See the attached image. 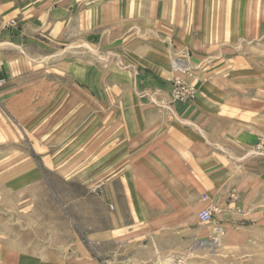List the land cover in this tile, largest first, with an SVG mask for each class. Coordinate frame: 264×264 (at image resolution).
<instances>
[{
    "label": "rangeland",
    "instance_id": "374dc122",
    "mask_svg": "<svg viewBox=\"0 0 264 264\" xmlns=\"http://www.w3.org/2000/svg\"><path fill=\"white\" fill-rule=\"evenodd\" d=\"M2 1L0 19L12 17L13 6ZM239 3L227 35L204 37L200 28L194 47L161 36L154 23L119 37L95 31L88 41L80 33L55 52L0 59V264H40L39 253L53 249L73 255L57 264H264V0ZM157 40L162 49L145 46ZM60 92L58 107L39 100ZM124 109L138 111L128 123L189 127L219 159L218 171H229L222 194L214 184L200 193L192 167L184 184L189 214L176 213L173 222L154 213L170 229L119 231L109 177L86 176L89 158L73 154L102 131L97 114ZM200 174L206 177L204 168ZM200 201L208 222L196 211ZM109 220L117 228L111 240L102 234ZM82 254L89 261L75 260Z\"/></svg>",
    "mask_w": 264,
    "mask_h": 264
},
{
    "label": "crops",
    "instance_id": "0c3cea01",
    "mask_svg": "<svg viewBox=\"0 0 264 264\" xmlns=\"http://www.w3.org/2000/svg\"><path fill=\"white\" fill-rule=\"evenodd\" d=\"M2 3L13 6L14 13L12 17L0 19V59L4 63L18 61V55L21 54L55 52L57 48H62L65 38L78 37L80 33L88 41L95 37V31L108 30L109 36L119 37L125 31L144 30L153 27L154 23L161 26L158 31H165L167 38L172 36L177 43L194 47L200 36L197 31H201L200 28L207 31L204 32V37H219V33L227 35L232 22L239 19L240 5L239 0H5ZM249 10L250 3L247 5V11ZM191 23H196L193 26L196 29L194 33ZM140 43L138 42L143 45ZM161 45L164 44L158 40L145 44L146 47L156 46L158 49H162ZM197 52L200 53L201 49ZM123 98L121 95L118 100L122 102ZM39 100L48 102V106L58 107V103L63 102L64 98L60 92L40 94ZM135 112L138 111L124 109L106 110L102 115L97 114L96 116L104 118L100 127L102 131L96 136L91 134L94 140L92 143L88 141L90 137L87 138V132L88 144H85V148L80 144L78 152L73 156L78 159L89 158L86 176L92 174L109 177L108 193L113 198L111 205L115 210L119 231L170 229V223L166 227L159 225L164 216L153 218L154 213L166 214V218L174 222L176 213L191 212V195L189 188L184 190V184L192 167H198L197 181L199 178L202 181L200 193L214 184L216 188L220 186L222 194L230 180L229 171L226 176L218 171L217 163L214 162L219 159L208 155V148L204 143L195 142L198 136L189 127L166 124L162 120L155 121V129L152 120V126L147 122L146 126L141 120H131L128 123L127 119L132 116L138 118L134 115ZM89 114L93 117L95 115L93 111L86 113L87 116ZM146 114L154 117L151 113ZM87 127L88 131L90 128L94 129V121L88 122ZM112 129L117 130L114 135ZM125 129L128 131L125 132ZM80 133L82 132L77 136ZM202 168L206 171L204 179L200 174ZM161 179L168 181L166 183L172 180V184H167L164 189L159 184ZM145 182L154 184L146 186ZM223 196L225 199V195ZM203 204L200 201L196 205V211L202 210ZM150 214L152 218L149 217ZM113 224L115 225L114 222ZM115 227L111 226L109 220L102 233L105 239L113 238L117 230ZM11 252L8 247L7 254ZM82 255V258L75 255V260L89 261L88 255ZM72 256L53 249L39 253V257L35 259L40 264H57L65 260L73 261Z\"/></svg>",
    "mask_w": 264,
    "mask_h": 264
},
{
    "label": "built area",
    "instance_id": "2783aa9c",
    "mask_svg": "<svg viewBox=\"0 0 264 264\" xmlns=\"http://www.w3.org/2000/svg\"><path fill=\"white\" fill-rule=\"evenodd\" d=\"M175 64L176 65H180L182 64L181 63V60H176L175 61ZM199 217L201 218V220H203L204 222H208L211 218V212L208 210V209H203L202 211H200L199 213Z\"/></svg>",
    "mask_w": 264,
    "mask_h": 264
},
{
    "label": "bare ground",
    "instance_id": "6f19581e",
    "mask_svg": "<svg viewBox=\"0 0 264 264\" xmlns=\"http://www.w3.org/2000/svg\"><path fill=\"white\" fill-rule=\"evenodd\" d=\"M200 213V212H199Z\"/></svg>",
    "mask_w": 264,
    "mask_h": 264
}]
</instances>
